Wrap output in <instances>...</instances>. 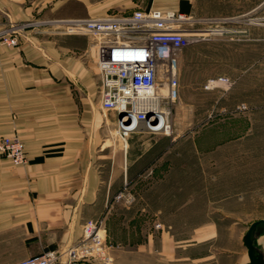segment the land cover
I'll return each instance as SVG.
<instances>
[{"label":"crops","instance_id":"0c3cea01","mask_svg":"<svg viewBox=\"0 0 264 264\" xmlns=\"http://www.w3.org/2000/svg\"><path fill=\"white\" fill-rule=\"evenodd\" d=\"M241 4L249 7L232 8ZM150 7L197 19L259 14L250 19L264 27V0H0V37L19 28L17 47L0 44V139L18 136L26 156L13 166L0 155V264L62 251L84 223L99 219L113 264H250L248 230L243 234L235 218L225 225L206 213L193 223L185 213L183 225L163 219L156 229V200L116 199L155 188L156 174L171 173L156 166V144L168 136L141 131L125 143L113 140L115 116H103L97 95L99 44L60 29L66 21ZM252 247L254 264H264V224Z\"/></svg>","mask_w":264,"mask_h":264},{"label":"rangeland","instance_id":"374dc122","mask_svg":"<svg viewBox=\"0 0 264 264\" xmlns=\"http://www.w3.org/2000/svg\"><path fill=\"white\" fill-rule=\"evenodd\" d=\"M238 7L249 4L232 8ZM229 13L193 16L201 37L178 56L172 135L156 144V166H170L171 173L156 174L155 188L123 192L130 205L156 200V229L163 219L183 225L185 213L193 223L206 213L225 225L235 218L243 234L264 221V27L250 19L259 14ZM219 79L227 82L211 85ZM241 105L244 110L237 109ZM110 136L121 141L114 130ZM145 208L150 218L152 206Z\"/></svg>","mask_w":264,"mask_h":264},{"label":"built area","instance_id":"2783aa9c","mask_svg":"<svg viewBox=\"0 0 264 264\" xmlns=\"http://www.w3.org/2000/svg\"><path fill=\"white\" fill-rule=\"evenodd\" d=\"M193 16L173 10L138 9L130 16H105L66 21L68 33L101 37L97 52V95L103 116H115V136L125 143L137 132L172 135L173 105L179 98L177 59L199 40ZM19 28L0 37V44L17 47ZM215 82L226 83V79ZM164 87L166 93H160ZM124 108L122 114L121 109ZM244 110L245 106L237 107ZM0 155L13 166L26 163L25 148L16 136L0 139ZM125 193L117 195L130 204ZM156 227V226H155ZM159 227V225L157 226ZM15 264H113L104 221L81 227L80 238L62 251H50Z\"/></svg>","mask_w":264,"mask_h":264},{"label":"water","instance_id":"95a60500","mask_svg":"<svg viewBox=\"0 0 264 264\" xmlns=\"http://www.w3.org/2000/svg\"><path fill=\"white\" fill-rule=\"evenodd\" d=\"M122 114L124 113V108L121 109ZM259 224H264V221H257L252 223L249 228L248 231L244 237V244L248 249V256L250 259V264H254V255H253V247H252V240H253V234H254V230L255 228L259 225Z\"/></svg>","mask_w":264,"mask_h":264},{"label":"bare ground","instance_id":"6f19581e","mask_svg":"<svg viewBox=\"0 0 264 264\" xmlns=\"http://www.w3.org/2000/svg\"><path fill=\"white\" fill-rule=\"evenodd\" d=\"M196 36L201 37V35H199V33H198ZM212 84H215V82H211V85H212ZM160 93L164 95V94L166 93V89H165L164 87H161V88H160Z\"/></svg>","mask_w":264,"mask_h":264}]
</instances>
